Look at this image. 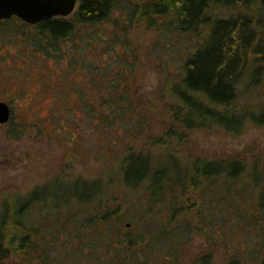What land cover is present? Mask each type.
<instances>
[{"label": "rangeland", "instance_id": "obj_1", "mask_svg": "<svg viewBox=\"0 0 264 264\" xmlns=\"http://www.w3.org/2000/svg\"><path fill=\"white\" fill-rule=\"evenodd\" d=\"M143 1L147 0H131ZM235 11L236 8L226 7L220 13ZM127 20L124 12L117 10L109 21L78 28L99 29L100 34L107 33L106 39L110 37L114 41L96 42L97 36L78 31L62 43L61 60L53 52L36 54L29 47L24 48L27 32L24 29H0V100L7 102L11 111L10 118L0 123V203L8 196L21 197L35 188L51 190L54 181L77 178L100 181L108 184L103 192L107 202L97 210L99 214L105 207L112 210L121 207L123 211L118 210L116 214L120 221L107 225L112 236L139 229H151L155 234L165 229L172 234L170 240L156 237L150 243L146 240L141 249L140 245L134 246L135 255L122 252L127 264H196L204 255L213 264H224L232 256L239 257L242 264H258L260 255L264 254V231L260 226L251 227L240 220L241 223L230 221L221 225L222 229L216 223L213 230L203 216L192 212H187V216L179 214L169 223L167 202L156 204L161 212L156 210L157 220L146 224L141 208L133 204L139 189L121 184L119 169L130 152L148 156L155 165H167L165 159L172 154L183 170L196 158L232 156L242 157L246 162L257 159L260 167H264V124L247 120L237 133L212 126L181 128L179 138L167 134L172 127L173 111L170 84L181 75L182 61L192 50L194 37L157 33L142 20L128 24L127 29L121 27ZM89 37L96 42L94 45L86 44ZM109 60L112 63L109 74L98 75L97 64ZM261 82L242 99H264V79ZM110 85L117 87L115 91ZM109 92L127 94L134 107L131 109L138 114L134 112L137 120L125 125L135 123L136 130L122 134L124 124L99 129L96 118L88 116L80 94L96 107L98 97ZM114 129L119 133L115 136L112 132L109 136ZM57 191H62V187ZM184 197L188 199L187 206L193 205L191 210L201 204L195 192ZM248 201L245 197L240 206L250 210ZM36 209H33V218L39 214ZM91 212L90 204L82 207L76 213L77 219L81 221ZM39 228L42 232L43 222ZM57 229L59 239L50 247L54 264H117L118 261L108 257L101 259L103 255H89V248L83 247L87 244H78L75 234L69 233L66 238ZM87 230L90 232L91 228ZM67 246L70 248L65 250ZM3 264L42 263L38 258L26 260L12 252Z\"/></svg>", "mask_w": 264, "mask_h": 264}, {"label": "trees", "instance_id": "obj_2", "mask_svg": "<svg viewBox=\"0 0 264 264\" xmlns=\"http://www.w3.org/2000/svg\"><path fill=\"white\" fill-rule=\"evenodd\" d=\"M226 7L236 8V11L220 13ZM117 10L128 17L121 25L125 29L128 24L142 20L157 33L192 34L194 37V46L182 61L181 75L170 84L173 111L168 135L179 138L181 128L212 126L237 133L247 120L264 124V99H242L264 79V0H130L127 3L125 0H78L76 9L68 16H53L35 24L11 16L0 19V29H24L27 31L24 48L29 47L36 54L53 52L61 60L64 55L62 43L78 31L97 36L96 42H113L114 38L106 39L107 33L100 34L99 29L78 28L109 21ZM96 42L90 37L86 39V44ZM111 67L110 60L97 64L96 73L106 76ZM91 80L94 81L93 77ZM110 88L117 87L110 85ZM79 99L88 116L96 118L99 129L107 130L108 126L137 120V111L131 109L134 107L123 92L101 94L96 107L82 94ZM134 124L125 125V129L121 125L122 134L126 135V130L129 133L136 130ZM112 132L115 136L119 133L114 129L109 136ZM165 160L167 165H155L148 156L130 152L119 169L121 184L140 191L133 204L141 208L143 222L152 224L157 220L156 204L167 202L169 223L179 214L187 216V212H192L198 217L203 216L211 227L219 223V229H222L221 225L230 221L241 223L242 220L246 225L260 226L264 231V167H260L257 159L247 163L242 157L235 156L196 158L185 170L172 154ZM53 183L55 186L51 190L35 188L21 197L8 196L0 203V264L12 252L26 260L38 258L42 264H54L50 247H54L59 239L57 228L66 238L69 233L75 234L81 246L86 243L83 247L89 248V255H103L101 259L108 257V260L118 261L117 264H127L122 252L135 255L132 248L136 245L143 248L146 240L150 243L156 237L172 238L165 229L158 234L151 229H139L112 236L107 225L119 220L116 214L118 210L123 212L121 207L117 210L105 207L102 214L97 211L106 205L103 192L108 183L80 178ZM59 187H62L60 192L57 191ZM194 192L201 204L191 210L193 205L187 206L188 199L184 196ZM245 197L249 200L250 210L240 206ZM89 204L93 212L79 221L77 211ZM33 209L39 212L34 218ZM42 222L43 234L39 228ZM88 228H91L90 232ZM69 248L67 246L65 250ZM110 251L112 254H108ZM196 264L213 263L208 255H204ZM224 264L242 263L239 257L232 256ZM258 264H264V254L260 255Z\"/></svg>", "mask_w": 264, "mask_h": 264}, {"label": "water", "instance_id": "obj_3", "mask_svg": "<svg viewBox=\"0 0 264 264\" xmlns=\"http://www.w3.org/2000/svg\"><path fill=\"white\" fill-rule=\"evenodd\" d=\"M78 0H0V19L17 16L35 24L53 16H68L77 7ZM10 106L0 100V123L10 118Z\"/></svg>", "mask_w": 264, "mask_h": 264}]
</instances>
